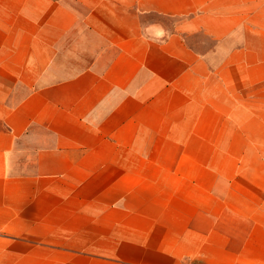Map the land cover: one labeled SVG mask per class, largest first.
Wrapping results in <instances>:
<instances>
[{
  "label": "crops",
  "instance_id": "obj_1",
  "mask_svg": "<svg viewBox=\"0 0 264 264\" xmlns=\"http://www.w3.org/2000/svg\"><path fill=\"white\" fill-rule=\"evenodd\" d=\"M0 264H264V0H0Z\"/></svg>",
  "mask_w": 264,
  "mask_h": 264
},
{
  "label": "rangeland",
  "instance_id": "obj_2",
  "mask_svg": "<svg viewBox=\"0 0 264 264\" xmlns=\"http://www.w3.org/2000/svg\"><path fill=\"white\" fill-rule=\"evenodd\" d=\"M193 42L197 43V46H205L206 47L208 45V40L203 38V37H201V36L195 37Z\"/></svg>",
  "mask_w": 264,
  "mask_h": 264
}]
</instances>
